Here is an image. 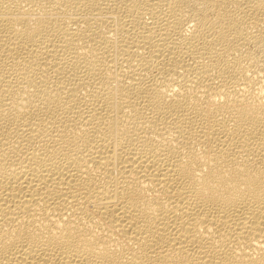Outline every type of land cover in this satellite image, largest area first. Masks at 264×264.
<instances>
[{
    "label": "bare ground",
    "instance_id": "6f19581e",
    "mask_svg": "<svg viewBox=\"0 0 264 264\" xmlns=\"http://www.w3.org/2000/svg\"><path fill=\"white\" fill-rule=\"evenodd\" d=\"M0 264H264V0H0Z\"/></svg>",
    "mask_w": 264,
    "mask_h": 264
}]
</instances>
